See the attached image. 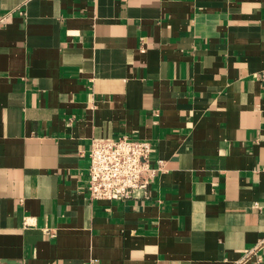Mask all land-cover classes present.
<instances>
[{"label":"crops","instance_id":"obj_1","mask_svg":"<svg viewBox=\"0 0 264 264\" xmlns=\"http://www.w3.org/2000/svg\"><path fill=\"white\" fill-rule=\"evenodd\" d=\"M116 136L154 174L89 199ZM0 264H264V0H0Z\"/></svg>","mask_w":264,"mask_h":264},{"label":"built area","instance_id":"obj_2","mask_svg":"<svg viewBox=\"0 0 264 264\" xmlns=\"http://www.w3.org/2000/svg\"><path fill=\"white\" fill-rule=\"evenodd\" d=\"M152 150L150 142L144 139L93 137L86 170L89 199L125 200L142 194L155 170L150 165ZM255 248L246 250L244 257Z\"/></svg>","mask_w":264,"mask_h":264}]
</instances>
